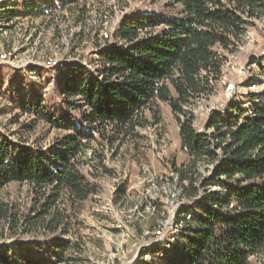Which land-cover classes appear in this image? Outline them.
I'll list each match as a JSON object with an SVG mask.
<instances>
[{
	"label": "trees",
	"instance_id": "obj_1",
	"mask_svg": "<svg viewBox=\"0 0 264 264\" xmlns=\"http://www.w3.org/2000/svg\"><path fill=\"white\" fill-rule=\"evenodd\" d=\"M44 3L26 2L23 10L0 11V18L42 14L52 20L67 10L80 27L77 36L89 26L101 66L96 73L83 67L68 71L59 90L62 104L54 108L58 116L40 94L20 101L22 112L34 114L36 121L67 130L48 147L14 144L0 137V191L8 183H26L43 198L38 215L24 222H40L49 233H67L70 222L62 211L98 192L78 167L85 141L109 127L111 139H116L143 111L165 102L178 124L181 149L188 154L187 162L174 166L178 180H186V196H196L200 186L205 192L208 186L221 184V177L233 187L210 194L216 207L186 228L176 255L169 253L155 264H250L251 256L264 252V97L246 117L237 108L235 114L210 121L209 133L194 128L192 107L211 94L225 51L236 52L251 20L264 12V0H170L168 11L122 18L108 38L100 36L104 17L91 16L87 6L76 0ZM71 106L84 108L79 117L69 113ZM218 159L221 164L213 177L197 181L198 164ZM58 202L69 207L61 208ZM233 202L239 208L225 210ZM5 215L0 207V218ZM45 241L48 254L58 262L70 249V241L59 237ZM19 252L16 256L10 247L0 248V264H55L35 259L25 248Z\"/></svg>",
	"mask_w": 264,
	"mask_h": 264
},
{
	"label": "rangeland",
	"instance_id": "obj_2",
	"mask_svg": "<svg viewBox=\"0 0 264 264\" xmlns=\"http://www.w3.org/2000/svg\"><path fill=\"white\" fill-rule=\"evenodd\" d=\"M45 1L41 0L40 6ZM76 2L87 6L91 16L104 17L100 31L108 35L130 14L160 13L171 8L170 0ZM44 16L0 18V53H6L8 58L0 60V137L37 148L48 147L67 130L36 121L34 114L22 112L20 101H32L40 94L54 112L57 103L62 104L59 90L68 71L83 67L96 73L101 66L99 47L87 33L89 26L77 36L80 27L67 10L57 12L52 20ZM225 58L211 94L192 107L197 131L211 132L210 121L235 114L237 108L244 110L246 117L252 105L264 97V12L251 20L236 52L225 51ZM71 107L69 113L77 117L84 109ZM54 114L58 116V112ZM242 120L238 117V121ZM93 137L85 141L78 167L98 192L80 206L58 202L61 208L69 207L62 211L68 214L64 215L70 222L68 232L49 233L40 222L25 223L28 216L38 215L43 198L26 183H8L0 191V207L6 214L0 218V248L10 247L16 256L25 248L35 259L55 264H155L162 259L156 255L157 248L148 251L151 239L142 232L156 226L178 201L174 166L188 160L169 106L159 102L143 111L136 123L123 129L116 139H111L110 127L95 132ZM220 164V159L213 164L200 162L197 181L213 177ZM220 180L221 184L210 185L205 192L203 186L199 187L192 211L198 220L205 218L210 209L206 206L202 212L204 203L214 204L212 194H222L233 187L225 177ZM152 205L159 207L153 211ZM58 237L70 241V249L59 262L48 254L49 243L45 241ZM179 246L176 243L164 257L176 255ZM250 264H264V252L251 256Z\"/></svg>",
	"mask_w": 264,
	"mask_h": 264
},
{
	"label": "built area",
	"instance_id": "obj_3",
	"mask_svg": "<svg viewBox=\"0 0 264 264\" xmlns=\"http://www.w3.org/2000/svg\"><path fill=\"white\" fill-rule=\"evenodd\" d=\"M8 0H0V11H5L7 9H24V5L26 2H34L36 5H40L41 0H12L11 4L8 6H4V3ZM58 2V0H56ZM37 11V10H36ZM34 15V14H32ZM29 17V16H28ZM19 18V17H18ZM27 18V16L25 17ZM100 36L102 38H108L110 35L106 31H101ZM6 53H0V60H7ZM174 187L177 188L176 199L178 201L171 208V211H164L166 214L163 216V219L156 225L151 228H147L142 232L144 237L150 238L149 250H152L154 247L158 249L156 255L160 258H163L167 252L173 250L174 246L182 237V233H185L186 228L189 225H194L197 222L196 217L192 211H194L193 204L199 198L197 196L188 197L184 193V185H186V180L179 181L177 175L175 176ZM217 186H214L216 189ZM219 187V186H218ZM175 199V200H176ZM195 200V201H194ZM206 206H209L210 209L215 208V204L212 202L204 203L202 208V212L206 210ZM156 205H152L153 211L156 209ZM206 207V208H205ZM239 206L236 205L235 202L230 203L225 210H233L238 209ZM177 214H181L180 218L177 217Z\"/></svg>",
	"mask_w": 264,
	"mask_h": 264
}]
</instances>
